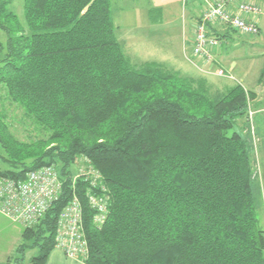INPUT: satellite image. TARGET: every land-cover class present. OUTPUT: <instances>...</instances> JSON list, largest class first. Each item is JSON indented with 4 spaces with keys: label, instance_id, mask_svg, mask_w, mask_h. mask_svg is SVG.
Listing matches in <instances>:
<instances>
[{
    "label": "trees",
    "instance_id": "1",
    "mask_svg": "<svg viewBox=\"0 0 264 264\" xmlns=\"http://www.w3.org/2000/svg\"><path fill=\"white\" fill-rule=\"evenodd\" d=\"M22 3L23 22L12 0H0V90L44 137L15 140L0 108V175L23 179L54 166L64 184L39 223L23 228L16 253L37 249L31 264H45L58 215L76 196L88 245L83 264H264L255 134L245 132L252 95L233 74V87L214 92L164 64H132L111 0ZM80 157L100 175L94 193L109 199L100 226L88 182L72 181Z\"/></svg>",
    "mask_w": 264,
    "mask_h": 264
},
{
    "label": "built area",
    "instance_id": "2",
    "mask_svg": "<svg viewBox=\"0 0 264 264\" xmlns=\"http://www.w3.org/2000/svg\"><path fill=\"white\" fill-rule=\"evenodd\" d=\"M261 10L258 4L245 0H215L209 3L194 28L192 56L202 58L206 64L213 63L212 51L217 47L218 40L210 34L209 27L226 26L240 36L255 37L259 32L256 19L261 15ZM214 74L233 80L222 69ZM247 117L252 120V113L249 112ZM84 163L87 170L81 169L72 181L73 184L78 179L88 182L86 199L95 211L94 223L100 226L107 215L108 196L94 193V189L99 187L100 175L88 161ZM63 184L64 180L54 166L30 171L23 179L0 175V215L23 228H31L39 223L61 197ZM82 220L81 203L73 196L58 215L55 235V249L68 258L80 261L85 260L88 253Z\"/></svg>",
    "mask_w": 264,
    "mask_h": 264
},
{
    "label": "rangeland",
    "instance_id": "3",
    "mask_svg": "<svg viewBox=\"0 0 264 264\" xmlns=\"http://www.w3.org/2000/svg\"><path fill=\"white\" fill-rule=\"evenodd\" d=\"M262 2L263 9L261 10V32L259 34V37L254 40H248L244 43L238 40L239 46H236V49L233 51V53L229 52L227 54V56H229V61L236 63L235 73L233 74L237 78L234 75L233 76L244 85L245 90H247L246 88H252L250 86L254 84V81L257 78L258 71L260 72V70H262V68L264 67V0H262ZM135 3L136 4L131 1L118 0L115 2L111 1L110 6L111 18L117 28L115 32L116 37L119 39V43L125 55L134 65H139L147 61H159L161 59L164 60L168 66L172 65L174 67V64L177 62V60L181 64L179 58H172L168 56L165 57L160 55L162 54L176 56L179 54L178 48L175 45L173 47L170 46L168 49L162 48V43H159V41H157L156 39V13H152L150 18H142L141 9L136 10V8H141V6H145L146 3L142 0H136ZM22 4V0H12V4L10 6L11 11L16 14L21 22H23ZM144 13L146 12L144 11ZM128 29H130V35L135 37L137 41H135L134 39L133 42L126 40V37L127 39L128 37L130 38L129 34L127 36L126 34H124V32H127ZM149 30L152 32L151 35H149ZM0 41H4V35L1 32ZM158 48L160 50L157 51ZM157 55L159 56L156 57ZM245 69H247L249 73L244 78V75L240 72V70L245 72ZM217 70L218 68L216 67L211 69V71L214 72H216ZM243 79H245V81H243ZM208 80L212 82L221 81L228 83V85L230 84V82H227L226 78H208ZM4 101L5 94L2 90H0V108L5 113V124L8 126L9 132L15 138V140L30 144L44 137V134L39 132V130L35 128V126L29 120H27L20 108H18L16 105L10 104L9 102L4 103ZM254 107V105H251L250 100L248 113H252V120H249L251 122V132H245L248 136H253L255 134L254 140L252 139L251 144V160L253 162L252 179L254 180L253 188L254 197L257 204L256 217L258 226L264 232V159L260 158V147H264V117L261 114L256 115ZM238 123L234 127V131L241 133ZM80 160L82 161L78 163V161ZM84 161L88 160L80 157L78 160L76 159L74 161L71 167L72 178L76 179L78 172H80L81 169L87 170ZM0 167L2 169L5 168V166L1 164ZM15 225L14 239L16 240L17 248L22 243L21 235L23 232V228H21V226L16 223ZM12 239L13 236L11 233L10 240ZM37 254V249H27L22 254L16 253V255L10 259L9 264H31V258L36 256Z\"/></svg>",
    "mask_w": 264,
    "mask_h": 264
},
{
    "label": "crops",
    "instance_id": "4",
    "mask_svg": "<svg viewBox=\"0 0 264 264\" xmlns=\"http://www.w3.org/2000/svg\"><path fill=\"white\" fill-rule=\"evenodd\" d=\"M118 1V0H111ZM131 1L136 4V0H124ZM146 4L141 6V8H136V10L141 9L142 18H150L152 13H156V39L159 43H162V48L168 49L170 46L174 45L178 48V55H162L165 57L179 58L181 64L177 62L172 65H167L164 60L159 61H147V62H157L166 65L168 68L180 72L183 76L190 78H202L206 81L209 87L215 92H225L229 88L233 87L235 83L226 78L227 82H212L208 78H222L217 77L212 68H218L225 71V73H235L236 63L229 61V56L227 54L232 52L238 47V40L241 42H247L248 40H254L259 37L261 32L260 23L262 15L256 19L257 26L259 28V34L255 37H243L233 31H231L226 26H215L210 27L209 32L215 36L218 40V45L212 51V56L214 63L206 64L202 58L193 57L192 49L194 44V28L199 23L202 13L207 9L208 4L214 2L215 0H142ZM241 1V0H238ZM247 2H252L259 4L263 9L262 0H245ZM144 11L146 13H144ZM114 24V23H113ZM115 26V25H114ZM128 26V24H127ZM116 27V26H115ZM126 36L131 34L130 29L124 32ZM122 34V35H124ZM148 34V33H147ZM152 32L149 30V35ZM235 38V39H233ZM118 39V38H117ZM135 37L130 35V38L126 37L127 41L133 42ZM119 41V39H118ZM165 43V44H164ZM160 50L159 48L157 51ZM235 53V52H234ZM157 55L156 57H158ZM227 56V57H226ZM189 59V60H188ZM215 66V67H214ZM264 68V67H263ZM258 71L257 78L252 84L250 89L246 88L251 95V105H254L255 114H261L263 116L264 112V69ZM185 72H184V71ZM242 70V69H241ZM243 73L244 78L247 76L249 71L245 69ZM205 72V73H204ZM234 75V74H233ZM235 76V75H234ZM236 77V76H235ZM237 78V77H236ZM238 80V79H237ZM239 81V80H238ZM245 81V79H243ZM240 82V81H239ZM241 83V82H240ZM242 84V83H241ZM243 85V84H242ZM244 86V85H243ZM254 89V90H251ZM250 105V102H249ZM258 106V107H256ZM243 121H239L238 126L242 128ZM242 130V129H241ZM264 147H260V158L264 159ZM15 223L9 221L8 219L0 215V264L10 263V259L16 255V240L15 238ZM20 226V225H19ZM23 228V227H21ZM11 233L13 239H11ZM22 238V235H21ZM45 264H83L82 261L77 259H71L66 257L60 250L54 249L48 255Z\"/></svg>",
    "mask_w": 264,
    "mask_h": 264
}]
</instances>
